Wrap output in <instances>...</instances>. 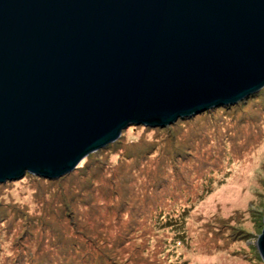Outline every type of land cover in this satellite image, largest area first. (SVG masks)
Listing matches in <instances>:
<instances>
[{
  "label": "water",
  "instance_id": "water-1",
  "mask_svg": "<svg viewBox=\"0 0 264 264\" xmlns=\"http://www.w3.org/2000/svg\"><path fill=\"white\" fill-rule=\"evenodd\" d=\"M262 88L264 0H0V184Z\"/></svg>",
  "mask_w": 264,
  "mask_h": 264
},
{
  "label": "trees",
  "instance_id": "trees-1",
  "mask_svg": "<svg viewBox=\"0 0 264 264\" xmlns=\"http://www.w3.org/2000/svg\"><path fill=\"white\" fill-rule=\"evenodd\" d=\"M261 95L264 88L235 105L149 129L151 139L123 146L114 166L104 167L103 154L118 142L88 155L71 174L51 180L55 196L41 197L37 211L0 200V239L6 242H0V264H120L117 247L137 251L141 261H135L142 263L137 241L144 247L158 222L171 229L187 218L190 195L200 187H193L192 175L208 185L226 146L238 148V137L244 138L241 147L260 139ZM10 183L0 184V191ZM210 233L202 236L207 252L224 245L221 231Z\"/></svg>",
  "mask_w": 264,
  "mask_h": 264
},
{
  "label": "rangeland",
  "instance_id": "rangeland-1",
  "mask_svg": "<svg viewBox=\"0 0 264 264\" xmlns=\"http://www.w3.org/2000/svg\"><path fill=\"white\" fill-rule=\"evenodd\" d=\"M258 97L264 101V95ZM254 98L258 102L256 96ZM257 105L259 111H262L260 118L264 119V103ZM149 129L153 128L130 125L123 129L114 142L120 143L116 150L103 152L107 157L104 167L118 163L121 159L119 150L123 146L150 140L152 132ZM238 138V148L232 149L231 145L225 147L221 168L211 175L207 189L192 175L193 187L199 183L200 187L196 196L190 195L191 205L187 204L188 216L180 223L182 225H171L173 228L170 229L165 227V223L158 222L151 229L152 233L144 247L142 241H137L140 242L137 247L142 263H138L141 260L137 251L117 247L120 264H264L256 248L263 230L264 217V128L260 139L253 146L241 147L240 142L244 138ZM31 176L33 180L26 179L24 175L17 181L1 186L0 200L13 208L37 211L41 197H49L53 192V189L50 192L49 184L52 181ZM103 200L102 204H105L106 200ZM181 205H185V200ZM210 231H221L224 245L216 251L211 248L207 252L202 236H209ZM0 242L6 244L4 238Z\"/></svg>",
  "mask_w": 264,
  "mask_h": 264
},
{
  "label": "bare ground",
  "instance_id": "bare-ground-1",
  "mask_svg": "<svg viewBox=\"0 0 264 264\" xmlns=\"http://www.w3.org/2000/svg\"><path fill=\"white\" fill-rule=\"evenodd\" d=\"M197 115H198V114H196V115H192V117H193V116H197ZM140 126H142V125H140ZM96 152H97V151H96ZM94 153H95V152H94ZM84 159H85V158H84ZM79 164H80V163H79ZM79 164H78V165H79Z\"/></svg>",
  "mask_w": 264,
  "mask_h": 264
}]
</instances>
